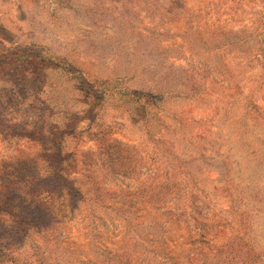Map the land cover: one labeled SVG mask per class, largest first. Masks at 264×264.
Masks as SVG:
<instances>
[{"label":"rangeland","instance_id":"1","mask_svg":"<svg viewBox=\"0 0 264 264\" xmlns=\"http://www.w3.org/2000/svg\"><path fill=\"white\" fill-rule=\"evenodd\" d=\"M183 1L0 0V264H100L73 245L68 192L31 178L52 183L71 152L83 175L94 133L141 158L104 183L134 188L155 164L264 264V0ZM37 210L60 236L18 228Z\"/></svg>","mask_w":264,"mask_h":264},{"label":"trees","instance_id":"2","mask_svg":"<svg viewBox=\"0 0 264 264\" xmlns=\"http://www.w3.org/2000/svg\"><path fill=\"white\" fill-rule=\"evenodd\" d=\"M99 135L94 133L90 138L91 143L96 142L95 148L82 152L83 175L81 169L77 170L75 152L70 153L72 169L49 167L52 183L44 184L45 172L32 171L31 178L39 182L40 188L47 192V188H55L60 198L68 192L70 221L76 223L75 227L80 224L73 238L74 247L85 249V253L90 250L96 256L93 261L100 264H260V254L249 240L237 234L238 230L225 219L201 215L196 199L184 198L170 173L155 164L149 165L150 172L134 188L104 183V171H137L141 158L136 149H119V142H113L117 149L106 152L99 145ZM37 211L33 217L22 216L18 228L25 224V235L37 230L42 235L56 232L60 236L64 225L56 214ZM77 215L84 222L76 221ZM88 218L92 220L85 221ZM69 240L63 237L60 243ZM83 256L87 258V253Z\"/></svg>","mask_w":264,"mask_h":264}]
</instances>
